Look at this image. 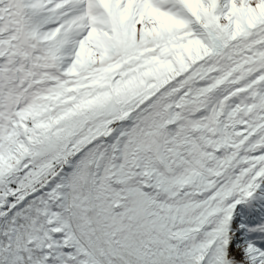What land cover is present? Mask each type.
<instances>
[{"label":"snow or ice","instance_id":"1","mask_svg":"<svg viewBox=\"0 0 264 264\" xmlns=\"http://www.w3.org/2000/svg\"><path fill=\"white\" fill-rule=\"evenodd\" d=\"M0 264H264V0H0Z\"/></svg>","mask_w":264,"mask_h":264}]
</instances>
